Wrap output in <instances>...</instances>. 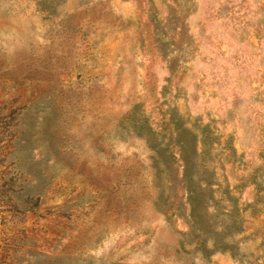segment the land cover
Wrapping results in <instances>:
<instances>
[{"label": "rangeland", "instance_id": "rangeland-1", "mask_svg": "<svg viewBox=\"0 0 264 264\" xmlns=\"http://www.w3.org/2000/svg\"><path fill=\"white\" fill-rule=\"evenodd\" d=\"M0 264H264V0H0Z\"/></svg>", "mask_w": 264, "mask_h": 264}]
</instances>
